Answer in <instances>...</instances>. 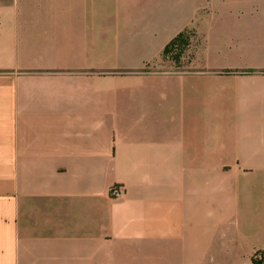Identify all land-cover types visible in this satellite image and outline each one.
<instances>
[{
    "label": "crops",
    "instance_id": "1",
    "mask_svg": "<svg viewBox=\"0 0 264 264\" xmlns=\"http://www.w3.org/2000/svg\"><path fill=\"white\" fill-rule=\"evenodd\" d=\"M258 253L264 0H0V264Z\"/></svg>",
    "mask_w": 264,
    "mask_h": 264
},
{
    "label": "trees",
    "instance_id": "2",
    "mask_svg": "<svg viewBox=\"0 0 264 264\" xmlns=\"http://www.w3.org/2000/svg\"><path fill=\"white\" fill-rule=\"evenodd\" d=\"M191 34L194 33L191 30H186L182 33H180L178 36H176L165 48L163 52V58L164 59H171L175 61L176 63H179L184 56L186 50L190 46V39ZM263 253H258L255 258L256 264L259 263L258 256L262 255Z\"/></svg>",
    "mask_w": 264,
    "mask_h": 264
},
{
    "label": "built area",
    "instance_id": "3",
    "mask_svg": "<svg viewBox=\"0 0 264 264\" xmlns=\"http://www.w3.org/2000/svg\"><path fill=\"white\" fill-rule=\"evenodd\" d=\"M124 192V189L120 186H114L111 190V196L116 198L118 196H120L122 193ZM262 255H259V257H261Z\"/></svg>",
    "mask_w": 264,
    "mask_h": 264
},
{
    "label": "rangeland",
    "instance_id": "4",
    "mask_svg": "<svg viewBox=\"0 0 264 264\" xmlns=\"http://www.w3.org/2000/svg\"><path fill=\"white\" fill-rule=\"evenodd\" d=\"M193 36H194V35L191 34V39H190V41L193 40ZM185 55H188V54H185ZM183 57H184V56H183ZM181 61H182V59H181ZM181 61H180V62H181Z\"/></svg>",
    "mask_w": 264,
    "mask_h": 264
}]
</instances>
